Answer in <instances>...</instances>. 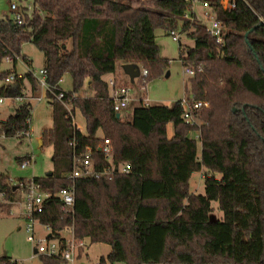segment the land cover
<instances>
[{"label": "trees", "instance_id": "trees-1", "mask_svg": "<svg viewBox=\"0 0 264 264\" xmlns=\"http://www.w3.org/2000/svg\"><path fill=\"white\" fill-rule=\"evenodd\" d=\"M208 1L224 22L221 45L202 24L182 20L192 10L183 0H34L33 14L23 10L22 23L0 18V82L9 72L2 69L7 57L14 65L19 58L30 64L22 53L26 42L42 51L51 89H63L59 81L66 75L72 80L62 101L47 93L53 125L41 136L42 147H53V167L33 178L52 196L35 216L62 243L63 232L72 231L76 239L109 244L101 264H264V0H237L233 10H224L220 0ZM179 20L181 31L194 40L187 50L180 43L181 58L186 54L185 63L203 67L186 93L210 103L201 114L200 150L191 137L195 128L180 121L179 100L138 101L129 119L118 118L105 79L119 63L142 64L145 84L164 74L170 60L160 54L155 30L170 33ZM27 82L31 95L40 90L27 72L14 89L2 86L0 97L26 96ZM85 83L94 95L74 97ZM32 105L25 100L0 119V133L10 137L30 130ZM68 108L81 111L86 132L76 128ZM99 131L111 140L112 162H128L131 171L73 181L68 174L88 146L94 148L96 171L111 166L99 150ZM197 171H203L204 193L191 191ZM73 184L75 204L65 212L56 194ZM4 188L7 202L20 199L15 186ZM213 201L223 213L219 219L210 217ZM40 257L43 264L66 262ZM17 263L0 257V264Z\"/></svg>", "mask_w": 264, "mask_h": 264}, {"label": "rangeland", "instance_id": "rangeland-1", "mask_svg": "<svg viewBox=\"0 0 264 264\" xmlns=\"http://www.w3.org/2000/svg\"><path fill=\"white\" fill-rule=\"evenodd\" d=\"M12 2H15L18 5L20 11H27V14L25 15L31 16V14H33L35 7L34 0H0V18L7 16L13 18L14 14L11 9ZM134 4L137 5L136 2ZM202 10L203 7L199 5L198 12L201 13ZM181 24L182 22L179 20L178 26L176 27L177 31L180 33V42L174 40L170 33L165 32L161 28L155 30L156 43L160 47V54L170 60V66L164 74L158 75L145 84L143 80L140 79L142 76V64H137L135 66V68L140 71V75L132 79L125 72L123 64L119 63L116 72L106 75L105 79L107 81L116 79L121 84L131 86L133 100L136 98L148 97L151 105L157 103L171 105L185 95H191V93H186V86L188 85L189 87L190 79L192 77L184 72L185 65L188 64L191 66V64L185 63L186 54L181 58L180 43L183 49L187 50L194 45V40L188 37L187 32L181 31ZM22 53L27 56L31 65H28L23 58H19L16 64V71L18 73L27 72L29 66L30 69L38 70L44 65V55L35 44L31 42L24 43ZM2 69L12 70L13 63L5 60L2 64ZM1 83L2 82H0V86ZM29 85L30 84L27 82L26 88L28 90ZM61 87L65 90L72 89V80L69 75L64 76L63 81L61 82ZM82 93H87L89 95L93 94L92 91L90 93L87 89L86 83L81 88V94ZM38 94H42L41 90L34 95ZM10 103L11 101L8 97L5 98L4 103H0V117H5L9 114ZM136 104L137 102H132L128 108L121 111L122 117L126 119L128 118L127 116L130 117L132 109ZM76 121L81 127V130L86 132V121L80 110H76ZM52 125V106L49 100L44 98L41 101H33L30 126L32 133L31 136H23L19 138L14 135L6 137L0 133V177L6 178L5 180H0L5 184L3 187H0V203L4 204L7 202V193L4 186L9 185V179H12L13 184H16V181L20 179L28 180L34 176H44L52 170L53 147L52 145H45L42 147L43 140L41 141V144L39 142V137H41L42 131ZM169 133H173L172 125L169 126ZM101 134L103 133L101 132ZM198 148L199 150L201 148L200 142L198 143ZM27 155L32 156V162L27 167L22 168L21 160ZM217 175L221 176L220 174ZM18 190L21 195L20 199L12 203L7 202L8 205L0 209V257L7 256L21 261L23 264H43L40 257L41 254L34 252V248L37 246V241L32 242L27 238L28 233L26 231V226L29 223V220L23 214V194L20 189ZM191 191L194 193H204L205 186L203 171L193 173L191 178ZM212 205L215 210L211 213V219L221 218L223 213L217 208L218 202L213 201ZM35 226L38 231V236L47 231L42 224L36 223ZM110 250L111 246L107 243H92L89 239H85V247L81 250L79 257H77L74 262H65L63 264H95L101 259V257H107Z\"/></svg>", "mask_w": 264, "mask_h": 264}, {"label": "built area", "instance_id": "built-area-1", "mask_svg": "<svg viewBox=\"0 0 264 264\" xmlns=\"http://www.w3.org/2000/svg\"><path fill=\"white\" fill-rule=\"evenodd\" d=\"M184 2L191 4L192 10L184 13L182 19L190 20L191 22L199 23L205 26L209 33L214 37L217 44L221 45L225 42V27L224 22L219 19L216 13L213 11L208 0H183ZM221 7L224 10H233L237 6V0H220L219 1ZM201 5L203 10L201 13L198 12V6ZM11 9L14 14L13 19L17 23L23 22V12L20 11L18 5L15 2L11 3ZM170 35L174 40L180 42V33L176 28L170 31ZM11 58L7 57L6 61L11 62ZM185 65V64H184ZM203 68L201 66L193 67L188 64L185 65V73L188 76L193 77L197 71H202ZM33 76L37 79L40 85V90L42 94L35 95L32 99L41 101L44 98H47L48 91H51L54 96L58 100H63L65 97V90L59 89L57 85L50 88L47 82L48 71L45 67H41L40 69H30ZM142 77L147 75V69L142 68L141 71ZM23 77V75H18L15 70H9L3 82L7 85H11L13 83H17V80ZM63 81V78L60 79L59 83ZM109 82L110 86V98L113 101V108L117 113H120L124 109L128 108V106L133 102H144L146 105H149L150 99L148 97L137 98L133 100L132 96V87L116 84V79H111ZM16 87V85H15ZM25 90V86H22ZM55 90H59L56 92ZM91 93L92 90L88 89ZM93 92V91H92ZM94 95V92L93 94ZM87 93H82L79 91L74 94L75 96L80 97H89L92 96ZM17 102H24L27 97L23 95L11 96ZM4 101L3 97H0V103ZM180 104L182 106V114L180 117V121L192 126L195 130L191 133V137L198 142H201V132L200 128L203 124L201 119L202 111L206 108L210 107V103L207 100H202L196 98L193 94L185 95L181 99H179ZM32 108H30L32 115ZM69 117L72 119L73 124L77 129L81 130V127L76 121V110H72L68 108ZM28 124L31 126V116L27 119ZM82 131V130H81ZM31 129L22 133H17L16 136L21 138L23 136H31ZM4 136V135H3ZM99 150H101L107 157L108 160L111 161V166L106 167L102 171H96L94 168L93 161V153L94 148L92 146H88L84 149V151L77 157L76 163L79 166H76L69 174L68 177L75 181L79 177H89V176H111L116 173H129L131 171L130 163H122V164H114L112 162V153L113 147L111 140L109 138H105L103 136V142L99 145ZM32 162V156L27 155L21 161V167L25 168ZM9 186H15L17 189H20L23 194V202H24V212L23 214L29 220V223L26 226V231L28 233V240L34 242L37 241L36 250L38 254L52 256L56 258H60L65 260L66 262H74L77 257H79L80 251L85 247V240H79L74 237L72 231H65L68 233L67 236H64V243H62L58 239H54L52 237H48L50 234V227L43 225L46 228V232L42 233L38 236V231L36 230V223H39L38 218L35 216L37 213L42 212L45 206L46 200L49 199L52 194L49 191H45L42 189L40 183L36 182L34 178L23 180L20 179L16 181V184H13V180L9 179ZM59 197V200L62 203V210L65 212H71L73 210L75 204V186L74 184L70 187H65L56 194ZM22 202V201H21ZM64 233V232H63ZM35 249V248H34ZM17 264H23L21 261H18ZM95 264H101L100 260Z\"/></svg>", "mask_w": 264, "mask_h": 264}, {"label": "crops", "instance_id": "crops-1", "mask_svg": "<svg viewBox=\"0 0 264 264\" xmlns=\"http://www.w3.org/2000/svg\"><path fill=\"white\" fill-rule=\"evenodd\" d=\"M29 60V59H28ZM17 64V63H16ZM28 65H31V64H29V63H27ZM42 67H44V65L42 66ZM13 69L15 70V72L18 74V75H25L27 72H29L30 71V66H29V68H28V70H27V72H25V73H18L17 71H16V65H14L13 64ZM25 81H27L26 79H25ZM88 84V83H87ZM87 84H86V86H87ZM15 83H13V84H11V90L12 89H14L15 88ZM2 86H6V84L4 83V82H2L1 83V86H0V88L2 87ZM27 86L25 85V91L27 92L28 91V93H27V95H26V97H27V99L26 100H31L32 101V103H33V97L35 96V95H31L30 94V86H28L29 87V90L26 88ZM88 89V88H87ZM3 98H4V101L2 102V103H4L5 102V96H2ZM8 98H10V101H11V103H10V111H9V114L8 115H6L5 117H0V119H6L8 116H10L11 114H14L15 112H16V108H17V106L20 104L19 102H17L15 99H13L11 96H7ZM137 99V98H136ZM134 102V101H133ZM131 105V104H130ZM129 105V106H130ZM33 106V105H32ZM132 113V112H131ZM131 116V115H130ZM127 117H129V116H127ZM50 128V127H49ZM83 132V131H82ZM98 135L99 136H103V134H101V131L100 132H98ZM42 137V136H41ZM41 137H39V142H40V144H41V141H42V138ZM41 146V145H40ZM1 179H6L5 177H0V180ZM4 182H1L0 181V187H3V185H5V184H3ZM63 236H67V233H63Z\"/></svg>", "mask_w": 264, "mask_h": 264}, {"label": "water", "instance_id": "water-1", "mask_svg": "<svg viewBox=\"0 0 264 264\" xmlns=\"http://www.w3.org/2000/svg\"><path fill=\"white\" fill-rule=\"evenodd\" d=\"M262 22L264 23V20H263ZM245 37H246V41L249 42V41H248V33L245 34ZM135 66H136V64H134V63H124V64H123V68H124L125 72H126V73H127L132 79H134L135 77H137V76L140 75V71H139L138 69H136ZM167 74H169V73H167ZM234 110H236V108H234ZM116 115H117L118 118L120 117V113H117ZM49 174H50V172H49ZM48 237L50 238L51 235L49 234ZM34 252H35V253L37 252L36 248L34 249Z\"/></svg>", "mask_w": 264, "mask_h": 264}]
</instances>
